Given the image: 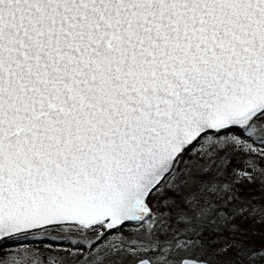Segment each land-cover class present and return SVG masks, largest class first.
I'll return each instance as SVG.
<instances>
[{"label":"snow or ice","instance_id":"obj_1","mask_svg":"<svg viewBox=\"0 0 264 264\" xmlns=\"http://www.w3.org/2000/svg\"><path fill=\"white\" fill-rule=\"evenodd\" d=\"M0 264H264V0H0Z\"/></svg>","mask_w":264,"mask_h":264}]
</instances>
